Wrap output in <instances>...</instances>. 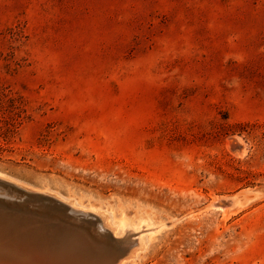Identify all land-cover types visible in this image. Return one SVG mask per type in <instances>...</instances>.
<instances>
[{"label":"rangeland","instance_id":"obj_1","mask_svg":"<svg viewBox=\"0 0 264 264\" xmlns=\"http://www.w3.org/2000/svg\"><path fill=\"white\" fill-rule=\"evenodd\" d=\"M0 104V171L164 223L124 264H264V0H0Z\"/></svg>","mask_w":264,"mask_h":264},{"label":"water","instance_id":"obj_2","mask_svg":"<svg viewBox=\"0 0 264 264\" xmlns=\"http://www.w3.org/2000/svg\"><path fill=\"white\" fill-rule=\"evenodd\" d=\"M0 173V264H120L128 255L130 242L94 212Z\"/></svg>","mask_w":264,"mask_h":264},{"label":"bare ground","instance_id":"obj_3","mask_svg":"<svg viewBox=\"0 0 264 264\" xmlns=\"http://www.w3.org/2000/svg\"><path fill=\"white\" fill-rule=\"evenodd\" d=\"M244 152H245V150H244ZM0 176L4 177L1 173H0ZM23 185H25V187H27V188H31L30 186H28L26 184H23ZM57 196H61V195H57ZM66 200L74 207H77V208H80V209H83L86 211H91V212H94L95 214H97L100 217L102 224L106 228H108L114 236H116V233H117L116 229H118L120 231L121 235L126 231H131V230L135 231L133 233L136 234V237L133 240L130 241V240L126 239L127 241L130 242V244L132 246H131V249H130L128 255L126 256V258H124L120 262V264H124L125 262L135 260L146 249V240L144 238V235H145L144 232L154 233V232L158 231L161 226L164 225V223L154 224L147 217L140 219L138 222V225H134V224H132V222L131 223L127 222V221L125 222V220H124L125 217L118 219V220L113 219L111 212H109L104 207H97V206L92 204L88 208H85L83 205L76 204L73 199H66ZM116 237L124 238V236H118V235Z\"/></svg>","mask_w":264,"mask_h":264},{"label":"trees","instance_id":"obj_4","mask_svg":"<svg viewBox=\"0 0 264 264\" xmlns=\"http://www.w3.org/2000/svg\"><path fill=\"white\" fill-rule=\"evenodd\" d=\"M20 110L17 109L15 106L11 105V104H0V118L3 116V114H7L9 115V117H11V122L10 124L13 126L15 125V123H19L20 122ZM14 120V122H13ZM8 127V126H6ZM9 128H6V131L2 130V127L0 126V137H2V139L7 140V132L9 131ZM4 147L2 144H0V150H2Z\"/></svg>","mask_w":264,"mask_h":264}]
</instances>
